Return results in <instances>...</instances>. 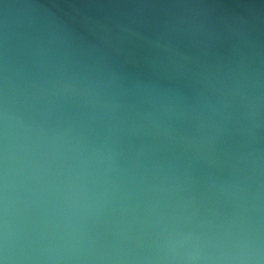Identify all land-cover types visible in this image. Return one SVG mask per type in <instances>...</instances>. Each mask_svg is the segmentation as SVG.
Masks as SVG:
<instances>
[{
    "label": "water",
    "instance_id": "obj_1",
    "mask_svg": "<svg viewBox=\"0 0 264 264\" xmlns=\"http://www.w3.org/2000/svg\"><path fill=\"white\" fill-rule=\"evenodd\" d=\"M0 264H264V0H0Z\"/></svg>",
    "mask_w": 264,
    "mask_h": 264
}]
</instances>
